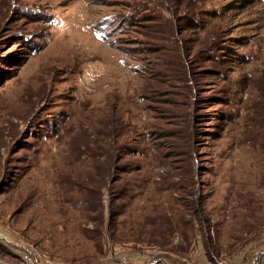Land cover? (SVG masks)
Segmentation results:
<instances>
[{"label":"rangeland","instance_id":"374dc122","mask_svg":"<svg viewBox=\"0 0 264 264\" xmlns=\"http://www.w3.org/2000/svg\"><path fill=\"white\" fill-rule=\"evenodd\" d=\"M264 264V0H0V264Z\"/></svg>","mask_w":264,"mask_h":264},{"label":"built area","instance_id":"2783aa9c","mask_svg":"<svg viewBox=\"0 0 264 264\" xmlns=\"http://www.w3.org/2000/svg\"><path fill=\"white\" fill-rule=\"evenodd\" d=\"M22 264H40L31 251L22 255Z\"/></svg>","mask_w":264,"mask_h":264},{"label":"trees","instance_id":"16d2710c","mask_svg":"<svg viewBox=\"0 0 264 264\" xmlns=\"http://www.w3.org/2000/svg\"><path fill=\"white\" fill-rule=\"evenodd\" d=\"M146 1V3H148L150 0H145Z\"/></svg>","mask_w":264,"mask_h":264}]
</instances>
